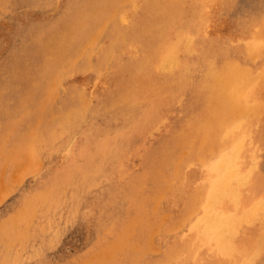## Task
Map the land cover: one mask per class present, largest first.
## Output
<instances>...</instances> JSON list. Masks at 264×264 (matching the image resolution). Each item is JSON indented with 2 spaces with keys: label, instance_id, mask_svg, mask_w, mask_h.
<instances>
[{
  "label": "rangeland",
  "instance_id": "1",
  "mask_svg": "<svg viewBox=\"0 0 264 264\" xmlns=\"http://www.w3.org/2000/svg\"><path fill=\"white\" fill-rule=\"evenodd\" d=\"M146 1L0 0V264H264V0H164L157 18ZM168 20L193 44L185 78L239 61L247 82L209 145L192 118L215 112L204 99L228 110L213 81L143 88L124 125L127 80Z\"/></svg>",
  "mask_w": 264,
  "mask_h": 264
},
{
  "label": "bare ground",
  "instance_id": "2",
  "mask_svg": "<svg viewBox=\"0 0 264 264\" xmlns=\"http://www.w3.org/2000/svg\"><path fill=\"white\" fill-rule=\"evenodd\" d=\"M146 3H147V6H148V9L149 8H151V10H153L156 14H154L155 15V18H157L158 16H160V15H163L164 17H168L169 16V13H167V11H166V6H165V2H164V0H147L146 1ZM177 4H175L174 6H176ZM178 6V5H177ZM5 8V7H4ZM174 8V7H173ZM232 8V7H231ZM53 10V9H52ZM140 16V15H139ZM141 17H143V16H141ZM175 17V16H174ZM248 18V17H247ZM175 20V19H174ZM170 21L168 20V21H166V22H164L163 23V26L161 27V28H159V30H158V34H157V36L154 38L153 37V35H151V39L150 40H145L144 39V37H141V38H143L145 41H147V44H146V42H145V45H147L146 47V50H145V52L143 51H141L142 52V55H143V58H142V55L139 57V61H140V58H142V63H141V65L143 64V66H141L140 65V67H142V70L141 71H143V72H139L141 75H144V76H141V75H134V72L129 76V79L127 80V82L129 83L128 84V90L127 91H125V94H124V92L122 93L123 95H122V97L121 98H123V101L125 102L124 104H126L125 106L124 105H122V106H124V108L123 109H127V113L126 114H122V118L124 119V125H125V127H127V126H129L130 124H132L133 122H135L136 120L135 119H137V115H138V112H137V110L136 109H134V107H136L137 106V104L140 102V99H138L141 95H142V89L143 88H151V87H153L152 85L154 84V85H156V86H159V88H161V87H163V88H166V89H170V90H175V89H177L181 84H182V82H184V81H187V80H189V81H191V83H194L195 84V86H196V88H198V89H201L200 87H199V82H200V80H202L203 79V81H206V82H208V84H210L211 82L210 81H213V83L211 84V85H209L210 87H213V84L215 85H217V89L219 88V86H221L220 84H224V86H222V90H224L225 91V94L227 93V101H228V103H229V106H227L226 105V107H228V110H226V108L223 106V107H221L222 106V104H219V99L218 98H216V100L215 99H211V100H207V99H204V102H203V108H201V110H203V112H205L206 114L208 113V112H206V111H211L214 107H215V105H216V110H215V112L214 113H212V115H211V117H210V115H209V117L208 118H206V117H204L205 119H202V118H200V117H198L197 116V118L196 117H193L192 118V120H198V122L197 121H193L194 123V126H193V129H195V130H199L200 132H202V134L203 133H205L204 135H205V137L206 138H204L202 141H201V143H200V145H203V144H207V145H209L212 141H213V139L214 138H211V136H212V134H213V131L215 132L216 131V128H218V127H220V125L221 124H219L218 122H216V120H219V119H224V118H222L221 117V114H222V112H225V111H228L227 112V114H226V118H228V117H230L231 115H233V114H235V113H237V105H238V103H239V101H240V99L241 98H243L244 97V95L246 94V91L244 92V90H245V88L247 87V82L242 78V77H240L241 75H242V73H241V67L239 66L240 64H239V61H236V63L235 64H232V63H228V64H230V65H226L225 64V62H222V63H220L219 65H221L222 67L221 68H219V69H217V71H215V68L217 67V65H213V66H211V67H209V72H210V75L208 74V72H203V74L199 77V78H196L195 79V82H193V77L191 78V79H187V78H185V75L188 77V73H190V69H193L192 68V65H193V63H191V62H189L188 60H185L182 56H181V47L183 48V49H185V52H190V49H191V46L193 45L192 44V41L190 40V36L189 35H187V34H184L183 36H181V34L182 33H180V32H178V33H176V34H171V35H169L168 33H167V30H169L170 29V27H171V24L169 23ZM174 22V21H173ZM142 23V22H141ZM162 23V22H161ZM160 23V24H161ZM147 26V25H146ZM158 26V25H157ZM154 27V26H153ZM159 27V26H158ZM143 28H145V27H143ZM150 28H151V26H150ZM147 29H148V27H147ZM241 29V28H240ZM128 31V30H127ZM174 31V30H173ZM182 31V30H181ZM148 32V31H147ZM63 33V32H62ZM78 33V32H77ZM149 33V32H148ZM151 34V33H150ZM83 35V34H82ZM81 35V36H82ZM30 36V35H29ZM63 36V35H62ZM67 36H68V34H67ZM59 37L61 38V36H59L58 35V39H54L53 38V40H58L59 41ZM64 37V36H63ZM66 38H68V37H66ZM66 38H63V39H66ZM140 38V37H139ZM147 39V38H146ZM60 40H62V39H60ZM140 40V39H139ZM224 40V39H223ZM143 41V40H142ZM255 41V40H254ZM52 42V41H51ZM50 42V43H51ZM68 43H69V41H67ZM250 42V41H249ZM55 43V42H54ZM58 43V42H57ZM60 43V42H59ZM78 43V42H77ZM134 43V42H133ZM144 43V42H143ZM259 43V42H258ZM52 44V43H51ZM62 44V43H61ZM60 44V45H61ZM64 44V43H63ZM62 44V45H63ZM70 44V43H69ZM72 44V43H71ZM250 44V43H249ZM255 44V43H254ZM55 45H57V44H55ZM59 45V46H60ZM124 45V44H123ZM63 46H65V45H63ZM125 46V45H124ZM123 46V47H124ZM202 46H206L207 47V45H204L203 43H202ZM49 47V46H48ZM52 47H53V45H52ZM69 47V46H68ZM71 47L72 46H70V49H71ZM143 47V46H142ZM194 47V46H193ZM251 47V46H250ZM51 47H49V49H50ZM55 48V47H54ZM61 48V47H60ZM59 48V49H60ZM204 48V47H203ZM57 49V48H56ZM121 49V48H120ZM143 49H144V47H143ZM208 49V48H207ZM211 49V48H210ZM245 49V48H244ZM255 49H256V47H255ZM61 50H62V48H61ZM65 50V49H64ZM125 50V49H124ZM126 50H127V48H126ZM133 50V49H132ZM131 50V51H132ZM258 50V49H257ZM130 51V52H131ZM253 51V50H252ZM255 51V50H254ZM202 52L204 53V51L202 50ZM261 52V51H260ZM127 53H129V50H128V52ZM206 53V52H205ZM204 53V54H205ZM243 53V52H242ZM121 54H123V53H121ZM132 54V53H131ZM130 54V55H131ZM134 54V53H133ZM108 55V54H107ZM185 55V54H184ZM183 55V56H184ZM191 55H194L193 53L191 54ZM134 56V55H133ZM135 57V56H134ZM202 57H204V56H202ZM136 58V57H135ZM194 58H195V55H194ZM193 58V59H194ZM128 59H129V56H128ZM196 59V58H195ZM137 60V59H136ZM136 60H134V61H136ZM229 60V59H228ZM137 62V61H136ZM55 63V62H54ZM53 63V64H54ZM132 63V62H131ZM135 63V62H134ZM140 63V62H139ZM217 63V62H216ZM248 63V62H247ZM49 64V63H48ZM53 64H51V65H53ZM128 64H130V62L128 63ZM132 66V65H131ZM134 66V65H133ZM214 68V69H213ZM248 68V67H247ZM47 71H50L49 69H46ZM194 70V69H193ZM208 70V69H207ZM251 70V69H250ZM198 71V70H197ZM252 71V70H251ZM263 71V70H262ZM213 72H215V73H213ZM257 72V71H256ZM260 72V71H259ZM105 73V72H104ZM193 74H194V71H193ZM252 74V73H251ZM196 75H197V73H196ZM36 76V75H35ZM196 77V76H195ZM257 78V77H256ZM38 79V78H37ZM258 79V78H257ZM64 80V79H63ZM263 81H264V79H262ZM262 81V82H263ZM253 82V81H252ZM261 82V81H260ZM260 82H259V84H260ZM190 83V82H189ZM205 83V82H204ZM186 84V83H185ZM201 84V83H200ZM258 84V83H257ZM262 84V83H261ZM264 84V83H263ZM127 85V84H126ZM125 85V86H126ZM183 86H185V85H183ZM258 87H259V85H257ZM255 87V86H254ZM249 88V87H248ZM262 88V87H261ZM186 89H188L187 87L185 88V90ZM254 89V88H253ZM255 89H256V87H255ZM260 89V88H259ZM189 90V89H188ZM220 90V89H219ZM222 90H221V96H222ZM263 90H264V88H263ZM123 91H124V89H123ZM195 91H197V90H195ZM261 91V90H260ZM253 92H255V91H253ZM158 93H159V91H158ZM168 93V92H167ZM213 93L215 94V91H213ZM217 93H218V91H217ZM258 93V92H257ZM26 94V93H25ZM170 94V93H169ZM195 94H198V93H195ZM225 94H224V97H226L225 96ZM251 94V93H250ZM259 94V93H258ZM263 94V93H262ZM261 94V95H262ZM248 95V94H247ZM247 95H245V96H247ZM252 95V94H251ZM260 95V94H259ZM261 95H260V97H261ZM143 96H145V93H143ZM174 96V95H173ZM211 96V95H210ZM220 96V95H219ZM218 96V97H219ZM221 96H220V98H221ZM250 96V95H249ZM248 96V98L251 100L252 98H250ZM257 95H256V93H255V97H256ZM252 97V96H251ZM254 97V96H253ZM120 98V99H121ZM194 98V97H193ZM248 98H246V99H248ZM256 98H258L259 99V96L258 97H256ZM218 99V100H217ZM248 99V100H249ZM257 99V100H258ZM139 100V101H138ZM142 100V99H141ZM254 100V99H253ZM253 100H251L252 102H253ZM261 99H259L258 101H260ZM116 101V100H115ZM122 100H118V101H116V102H121ZM216 101H217V103H216ZM220 101H222V100H220ZM244 101V100H243ZM113 102V101H112ZM138 102V103H137ZM199 102V101H198ZM222 102H224V101H222ZM262 102V101H261ZM102 103H104V102H102ZM101 103V104H102ZM109 103V102H108ZM114 103V102H113ZM122 103V102H121ZM167 103V102H166ZM171 103V102H170ZM176 103V102H175ZM192 103V102H191ZM216 103V104H215ZM258 103H260V102H257V104ZM115 104V103H114ZM117 104V103H116ZM264 104V103H263ZM109 105V104H108ZM113 105V104H112ZM170 105V104H169ZM196 105V104H195ZM214 105V106H213ZM99 105L97 104V107H98ZM102 106V105H101ZM103 106H105V103H104V105ZM117 106V105H116ZM119 106H120V104H119ZM141 106V105H140ZM143 106V105H142ZM145 106V105H144ZM211 106V107H210ZM260 106V105H259ZM262 106V105H261ZM94 107V106H93ZM106 107V106H105ZM115 107V106H114ZM166 107V106H165ZM193 107V106H192ZM197 107H198V105H197ZM210 107V108H209ZM14 108V107H13ZM88 108V107H87ZM86 108V109H87ZM102 108V107H101ZM144 108V107H143ZM259 108H262V107H259ZM89 109V108H88ZM106 109V108H105ZM104 109V110H105ZM123 109H121L120 108V110H119V112L121 111V110H123ZM161 109V108H160ZM191 109V108H190ZM63 110H65L64 108H63ZM90 110V109H89ZM102 110V109H101ZM111 110H112V106H111ZM116 110L118 111V109L116 108ZM255 110V109H254ZM253 110V111H254ZM259 110V109H258ZM91 111V110H90ZM197 111V110H196ZM92 112L94 113L95 112V110L93 111V109H92ZM96 112H97V110H96ZM114 112V111H113ZM256 112H258V111H256ZM261 112V111H260ZM86 113H88V111L86 112ZM204 113V114H205ZM77 114V113H76ZM112 114V113H111ZM114 114H116V113H114ZM113 114V115H114ZM191 114H193V113H191ZM210 114V113H209ZM214 114V115H213ZM75 115V114H74ZM147 115V114H146ZM199 115H200V113H199ZM208 115V114H207ZM76 116V115H75ZM202 116V115H201ZM213 116V117H212ZM138 117H139V115H138ZM142 117V116H141ZM203 117V116H202ZM240 117H243V116H240ZM247 117H249V116H247ZM257 117V116H256ZM255 117V118H256ZM109 118H112L111 116L109 117ZM146 118V117H145ZM225 118V119H226ZM238 118V117H237ZM250 118V117H249ZM254 118V119H255ZM85 119H87L86 117H85ZM108 119V118H107ZM106 119V120H107ZM141 119V118H140ZM165 119V118H164ZM235 118H233L232 119V121L234 120ZM252 119V118H251ZM113 120V119H112ZM138 120V119H137ZM160 120H162V119H160ZM191 120V119H190ZM228 120V119H227ZM240 120H242V118H240ZM75 121V120H74ZM234 121H236V120H234ZM239 121V120H238ZM68 122V121H67ZM66 122V123H67ZM72 121H70V123H71ZM231 122V121H230ZM255 122V121H254ZM27 123V122H26ZM153 123V122H152ZM192 123V122H191ZM253 123V122H252ZM233 124V123H232ZM236 124V123H235ZM248 124H249V122H248ZM247 124V125H248ZM133 125V124H132ZM156 125V124H155ZM185 125H189L188 123H186V124H184V126ZM237 125H239V124H237ZM245 125H246V123H245ZM153 126V125H152ZM151 126V127H152ZM182 126V125H181ZM191 124H190V129L189 130H192L191 129ZM229 127L231 126V125H228ZM250 126V125H249ZM132 127V126H131ZM233 127H234V125H233ZM244 127V126H243ZM242 127V128H243ZM171 128V127H170ZM174 128V127H173ZM240 128V127H239ZM126 129H128V128H126ZM175 129V128H174ZM173 129V130H174ZM181 129V128H180ZM179 129V130H180ZM249 129V128H248ZM168 130V129H167ZM179 130H177V131H179ZM234 130V129H233ZM244 129H241V132L243 131ZM252 130V129H251ZM37 131V130H36ZM36 131H34V133L36 132ZM166 131V130H165ZM181 131V130H180ZM50 132V131H49ZM168 132V131H167ZM187 132V131H186ZM199 132V133H200ZM230 132V131H229ZM244 132V131H243ZM246 132H248V131H246ZM6 133V132H5ZM53 133V132H52ZM122 133L123 132H120L119 133V135L118 136H121L122 135ZM147 133V132H146ZM221 133V132H220ZM231 133V132H230ZM238 133V132H237ZM245 133V132H244ZM48 134V133H47ZM195 134V133H194ZM193 134V135H194ZM201 134V133H200ZM217 134V133H216ZM246 134V133H245ZM137 135V134H136ZM144 135H145V133H144ZM149 135V134H148ZM154 135V134H153ZM172 135V134H171ZM179 135V134H178ZM238 135H239V133H238ZM250 135V134H249ZM117 136V137H118ZM140 136V135H139ZM180 136V135H179ZM221 136V135H220ZM229 136V135H228ZM151 137V136H150ZM156 137V136H155ZM195 137V136H194ZM199 136H197V138H198ZM236 137V136H235ZM240 137H241V134H240ZM188 138V137H187ZM196 138V137H195ZM194 138V140L193 141H196V144H197V140ZM211 138V139H210ZM233 138H234V136H233ZM233 138H231V139H233ZM245 138V137H244ZM40 139H42V138H40ZM138 139V138H137ZM189 139V138H188ZM193 139V138H192ZM192 139H191V141H192ZM47 140V139H46ZM136 140V139H135ZM209 140V141H208ZM187 141H189V140H186V142ZM241 141H243V140H241ZM46 142H48V140L46 141ZM141 142V141H140ZM140 142H138V144L140 143ZM154 142V141H153ZM231 143V142H230ZM134 144V143H133ZM149 144V143H148ZM186 144V143H185ZM191 144H192V142H191ZM190 144V145H191ZM220 144V143H219ZM224 144H227V143H224ZM244 144H246L245 142H244ZM44 145V144H43ZM140 145V144H139ZM138 145V146H139ZM198 145V144H197ZM231 145V144H230ZM30 146V145H29ZM42 146V145H41ZM173 146V145H172ZM183 146V145H182ZM71 147V146H70ZM139 147H141V146H139ZM146 147V146H145ZM179 147V146H178ZM210 147V146H209ZM208 147V148H209ZM221 147V146H220ZM246 147V146H245ZM248 147V146H247ZM26 148V147H25ZM147 148V147H146ZM177 148V147H176ZM200 148V147H199ZM145 149V148H144ZM187 149H189V147H187L186 149L184 148V150H186L187 151ZM210 149V148H209ZM29 150H30V147H29ZM177 150V149H176ZM26 151V150H25ZM31 151V150H30ZM30 151H29V153H30ZM130 151H132V150H130ZM134 152V151H133ZM136 152V151H135ZM177 152V151H176ZM222 152V151H221ZM245 152H246V150H245ZM244 152V153H245ZM261 152V151H260ZM67 153V152H66ZM178 153V152H177ZM176 153V154H177ZM188 153V152H187ZM220 153V152H219ZM240 153V152H239ZM69 154V153H68ZM135 154V153H134ZM191 154V153H190ZM30 155H31V153H30ZM172 155H173V153H172ZM218 155V154H217ZM249 155V154H248ZM29 156V155H28ZM129 156H130V154H129ZM174 156H176V155H174ZM196 156V155H195ZM251 156V155H250ZM68 157H69V155H68ZM108 157V156H107ZM128 157V156H127ZM201 157V156H200ZM242 157V156H241ZM172 158V157H171ZM171 158H169V160L171 159ZM176 158V157H175ZM245 158V157H244ZM248 158H249V156H248ZM129 159V158H128ZM132 159V158H131ZM174 159V158H173ZM196 159V158H195ZM194 159V160H195ZM200 159V158H199ZM212 159V158H211ZM236 159V158H235ZM109 160V159H108ZM193 160V161H194ZM197 160H198V158H197ZM210 160V159H209ZM237 160V159H236ZM239 160V159H238ZM171 161H173L174 163H175V161L174 160H171ZM170 161V162H171ZM196 161V160H195ZM114 162H116V161H114ZM240 162H242V160L240 161ZM12 163V162H11ZM104 163V162H103ZM191 163V162H190ZM193 163V162H192ZM210 163H211V161H210ZM209 163V164H210ZM253 163V162H252ZM8 164V163H7ZM107 164V163H106ZM237 164H239V163H237ZM101 165V164H100ZM116 165H117V163H116ZM116 165H115V167H116ZM171 165H172V163H171ZM195 165V164H194ZM206 165L208 166V164H207V162H206ZM243 165V164H242ZM113 166H114V164H113ZM170 166V165H169ZM187 166H188V161H187ZM191 166V165H190ZM198 167V166H197ZM210 167V166H209ZM101 168V167H100ZM106 168V167H105ZM104 168V169H105ZM118 168V167H117ZM207 168V167H206ZM244 168H247V167H244ZM166 169V168H165ZM169 169V168H168ZM172 169H173V166H172ZM172 169H170V171L172 170ZM106 170V169H105ZM174 170V169H173ZM208 170V169H207ZM212 171V170H211ZM244 171V170H243ZM103 172H105V171H103ZM129 172V171H128ZM216 173V172H215ZM252 173V172H251ZM106 174V173H105ZM146 174V173H145ZM174 174V173H173ZM204 174V173H203ZM98 175V174H97ZM126 175V174H125ZM147 176V175H146ZM98 177V176H97ZM119 177V176H118ZM121 177V176H120ZM122 177H123V175H122ZM214 177V176H213ZM215 178V177H214ZM104 179V178H103ZM102 179V180H103ZM146 179V178H145ZM144 179V180H145ZM170 179H172L173 180V178H170ZM201 179H203V178H201ZM200 180V179H199ZM206 180H204V182H205ZM201 182V181H200ZM258 182V181H257ZM257 182L255 181V182H253V183H251V188L252 187H257L259 190H264V184H261L260 182H258V184H257ZM142 183V182H141ZM196 183V182H195ZM194 183V184H195ZM139 185H141L140 183H139ZM209 185V184H208ZM142 186V185H141ZM147 186V185H146ZM197 186V185H196ZM202 186V185H201ZM210 186V185H209ZM148 187V186H147ZM199 187V186H198ZM195 188V187H194ZM200 188V187H199ZM139 189V188H138ZM149 189V188H148ZM151 189V188H150ZM222 189H223V187H222ZM136 190V189H135ZM143 190V189H142ZM194 191V190H193ZM216 191H218V190H212L211 192H210V194L211 193H213L214 192V194H215V192ZM146 192V191H145ZM153 192V191H152ZM143 193V192H142ZM141 193V194H142ZM251 193V192H250ZM139 194V193H138ZM186 194V193H185ZM210 194H208L209 196H210ZM220 194V192H218V195ZM150 196L152 195V194H149ZM194 195H196V194H193V196ZM243 195V194H242ZM135 196V195H134ZM148 196V195H147ZM207 196V195H206ZM259 197V196H258ZM263 197V196H262ZM137 198V197H136ZM207 199V198H206ZM215 199V198H214ZM134 201V200H133ZM138 201V200H137ZM146 201V200H145ZM206 201V200H205ZM144 202V201H143ZM258 202V201H257ZM149 203V202H148ZM220 203V202H219ZM218 203V204H219ZM225 203V202H224ZM258 204V203H257ZM181 205V204H180ZM205 205V204H204ZM217 205V204H216ZM251 205V204H250ZM256 205V204H255ZM231 206V205H230ZM257 206V205H256ZM200 207V206H199ZM218 207V206H217ZM222 207V206H221ZM254 207V206H253ZM256 208H261V207H256ZM255 208V209H256ZM217 209V208H216ZM254 209V210H255ZM241 210H243V209H241ZM247 211H249V210H247ZM134 213V212H133ZM240 213V212H239ZM261 213V212H260ZM242 215H243V213H242ZM255 216V215H254ZM259 216V215H258ZM208 218V217H207ZM204 219V218H203ZM159 222V221H158ZM216 223H218V222H214L213 221V219L212 218H208V220L206 221V224H207V226L205 227L206 228V232L207 233H209L210 231H215L217 228H218V225H216ZM4 224H6V223H4ZM4 224H2V228H4ZM194 224V223H193ZM192 224V225H193ZM198 224H200V223H198ZM244 224V223H243ZM255 224V223H254ZM4 225V226H3ZM197 226V225H196ZM247 227V226H246ZM7 228V227H6ZM202 228V227H201ZM191 229V228H190ZM251 229V228H250ZM253 230H255V229H253ZM188 231V230H187ZM194 231V230H193ZM199 231H197V233H198ZM187 234V233H186ZM185 234V235H186ZM199 234V233H198ZM204 235V234H203ZM254 235V234H253ZM200 236V235H199ZM244 236V235H243ZM246 236V235H245ZM253 237V236H252ZM205 238V237H204ZM249 238H251V237H249ZM249 238H247V239H249ZM195 239V238H194ZM201 239V238H200ZM246 239V238H245ZM194 240H192L191 242H193ZM198 241V240H197ZM249 241V240H248ZM213 243V242H212ZM249 243H251V242H249ZM254 244V243H253ZM198 245V244H197ZM264 245V244H263ZM208 247V246H207ZM264 248V247H263ZM203 249V248H202ZM196 250V249H195ZM252 250V249H251ZM222 251V250H221ZM209 252V251H208ZM252 252V251H251ZM261 253V252H260ZM183 254V253H182ZM186 254V253H185ZM194 254V253H193ZM211 254V253H210ZM234 254H236V253H234ZM212 255V254H211ZM243 255V254H242ZM262 255H264V254H262ZM216 256V255H215ZM239 256V255H238ZM221 257V256H220ZM262 257V256H261ZM203 258V257H202ZM210 258V257H209ZM177 259V258H176ZM179 259V258H178ZM201 259V258H200ZM212 259V258H211ZM223 259V258H222ZM240 259V258H239ZM199 260V259H198ZM192 261V260H191ZM217 261V260H216ZM248 261V260H247ZM258 261V260H257ZM263 261V260H262ZM218 262V261H217ZM207 263V262H206ZM227 263H228V261H227ZM231 263V262H230ZM240 263H242V262H240ZM189 264V263H188ZM190 264H191V262H190ZM199 264H200V262H199ZM203 264V263H202Z\"/></svg>",
  "mask_w": 264,
  "mask_h": 264
}]
</instances>
